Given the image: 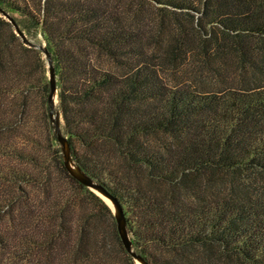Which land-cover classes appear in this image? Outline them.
<instances>
[{
	"label": "trees",
	"instance_id": "16d2710c",
	"mask_svg": "<svg viewBox=\"0 0 264 264\" xmlns=\"http://www.w3.org/2000/svg\"><path fill=\"white\" fill-rule=\"evenodd\" d=\"M149 1L176 19L200 13L192 38H205L207 25L220 26L234 44L245 47L253 37H264V0ZM0 7L28 37L39 32L47 37L73 160L122 202L134 249L149 264H226L239 259L264 264V183H254L264 178V79L215 90L170 84L160 70L163 55L149 52L140 31L104 0H0ZM1 18L15 28L3 13ZM12 39H4L0 31V73L12 67L32 75ZM22 40L23 51L39 55L41 73L34 71L39 82L31 89L47 95L50 119L47 57ZM182 42L191 48L195 41ZM103 55L117 68L104 66ZM53 138L58 140L56 134ZM61 151L64 163L62 146ZM113 157L130 168L145 166L152 176L169 181L172 195L127 180L113 167ZM0 172L9 181L38 179L19 168ZM217 174L231 188L208 196ZM93 194L100 214L113 220L109 233L114 240L101 234L98 222L84 225L73 261L138 264L121 238L115 212Z\"/></svg>",
	"mask_w": 264,
	"mask_h": 264
},
{
	"label": "rangeland",
	"instance_id": "374dc122",
	"mask_svg": "<svg viewBox=\"0 0 264 264\" xmlns=\"http://www.w3.org/2000/svg\"><path fill=\"white\" fill-rule=\"evenodd\" d=\"M104 1L114 6L125 23L140 31L149 52L163 55L159 68L170 84L189 83L215 90L234 84L251 85L264 79V37H253L247 41L249 47H245V43L234 44L232 36L220 26L207 25L203 29L205 38H192L191 29L196 30L200 13L176 19L174 13L149 0ZM15 14L21 17L20 13ZM1 16L2 13L0 31L4 39L13 38L14 51H21V61L27 62L26 68H32L33 73L12 67L0 73V89L3 90L0 92V168L4 173L9 168L27 170L38 179L9 181L0 172V198H16L15 203L0 200V264H75L73 254L84 225L92 227L98 222L101 234L108 235L110 242L114 240L109 233L113 230V220L100 214L101 204L93 192L114 212L115 206L104 194L80 184L64 166L61 144L53 138V127L47 118V95L31 89L35 80L39 82V75L36 79L34 73L35 68L39 70L37 74L41 73L39 55L23 51L21 35H15L17 30ZM179 37L195 41L194 45L190 48ZM29 38L47 46V37L41 32ZM43 58H46L44 52ZM100 60L104 66L117 68L106 55ZM47 74L49 78V71ZM112 162L127 180L139 182L160 194L172 195V184L152 176L145 166L130 168L118 157H113ZM254 183L261 186L264 178L257 177ZM212 186L207 191L212 197L223 195L231 188L220 174L213 177ZM228 262L226 264H249L241 259ZM138 264L143 263L138 261Z\"/></svg>",
	"mask_w": 264,
	"mask_h": 264
},
{
	"label": "water",
	"instance_id": "95a60500",
	"mask_svg": "<svg viewBox=\"0 0 264 264\" xmlns=\"http://www.w3.org/2000/svg\"><path fill=\"white\" fill-rule=\"evenodd\" d=\"M0 11L5 16H7L8 19L15 25L18 34L21 35L24 42H26L29 46H35L37 48H40L47 57L48 66H49V83H50V91L48 94L50 119L53 122L54 132L57 135V138L62 146L63 155H64V164L66 168L80 182L104 194L105 196H107L112 200L115 206V208L114 207L113 208L115 210V216L118 224L119 233L125 244V247L133 254V256L138 261H140L143 264H149L148 261L143 257V255L138 253L134 249L133 240L130 236L128 229L127 215L122 202L119 200L117 196L111 193L102 182L96 180L92 175L85 172L73 160L71 143L68 136L64 133L62 113L58 107V102H59L58 74L51 50L45 44L29 38L26 32L20 28L15 18L12 15H10L9 12H7L1 7H0Z\"/></svg>",
	"mask_w": 264,
	"mask_h": 264
}]
</instances>
